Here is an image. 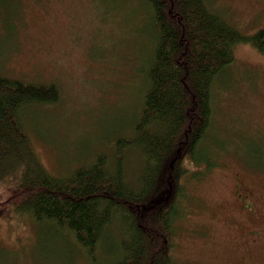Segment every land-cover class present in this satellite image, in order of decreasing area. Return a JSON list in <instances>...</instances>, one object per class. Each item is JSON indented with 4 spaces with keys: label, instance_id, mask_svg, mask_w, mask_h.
<instances>
[{
    "label": "rangeland",
    "instance_id": "rangeland-1",
    "mask_svg": "<svg viewBox=\"0 0 264 264\" xmlns=\"http://www.w3.org/2000/svg\"><path fill=\"white\" fill-rule=\"evenodd\" d=\"M206 2L244 34L264 26V0ZM151 18L145 0H0V73L60 89L57 102L20 111L51 172L69 174L132 133L155 37ZM234 52L213 85L210 160L185 180L186 215L174 220L176 264H264V247L240 243L249 231L234 189L240 177L264 195V49L240 42ZM136 157L128 156L132 173ZM90 262L70 234L0 203V264Z\"/></svg>",
    "mask_w": 264,
    "mask_h": 264
},
{
    "label": "trees",
    "instance_id": "trees-1",
    "mask_svg": "<svg viewBox=\"0 0 264 264\" xmlns=\"http://www.w3.org/2000/svg\"><path fill=\"white\" fill-rule=\"evenodd\" d=\"M145 1L155 37L132 133L69 174L43 164L20 118L32 103L57 102L59 86L0 73V203L70 234L89 264H176L174 220L186 215L185 180L210 160L213 85L234 62L237 43L264 49V26L244 34L206 0Z\"/></svg>",
    "mask_w": 264,
    "mask_h": 264
},
{
    "label": "flooded vegetation",
    "instance_id": "flooded-vegetation-1",
    "mask_svg": "<svg viewBox=\"0 0 264 264\" xmlns=\"http://www.w3.org/2000/svg\"><path fill=\"white\" fill-rule=\"evenodd\" d=\"M234 189L236 200L247 214L244 229L249 232L245 233L246 240L240 241L241 245L264 247V195L243 183L240 177H236Z\"/></svg>",
    "mask_w": 264,
    "mask_h": 264
}]
</instances>
